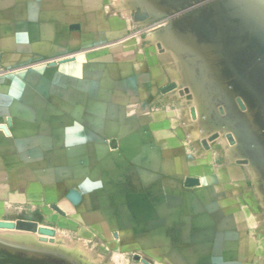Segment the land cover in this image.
<instances>
[{
  "label": "rangeland",
  "instance_id": "rangeland-1",
  "mask_svg": "<svg viewBox=\"0 0 264 264\" xmlns=\"http://www.w3.org/2000/svg\"><path fill=\"white\" fill-rule=\"evenodd\" d=\"M103 1L102 8L90 6L92 28H100L104 14L116 19L125 14L119 6H110L111 0ZM130 1L131 21L121 23L129 44L125 50L92 52L89 49L110 40L86 39L93 42L89 44L69 37L70 45L79 43L78 51H85H70L64 63L80 61L98 69L84 67L78 78L69 73L68 88L61 83L60 54L44 62L37 57L43 56V42L59 40L62 29L83 30L87 16L77 15L72 0L62 9L38 11L33 17L9 10L0 14L4 15L0 33L4 40L38 39L40 52L26 56L31 62L38 60L40 68L9 70L0 80V93L17 97L9 99L5 109L40 111L47 105L55 112L67 105L70 118L79 119L75 121L84 134L73 133L79 141L63 152L68 160L63 184L67 208L60 210L57 198L51 205L42 199L32 201L38 204L34 212L28 208L24 213L17 202L4 204L0 199V264H181L163 261L174 255H163L167 247L162 242L157 247L156 221L142 225L141 152L124 149L135 137L127 128L128 119L133 116L140 121L146 101L141 93L148 92L139 79L153 77L147 63H172L173 78L184 80L192 90L191 125L198 130L211 128L212 139L220 138L218 142L245 158L264 191V0ZM46 68L52 69L51 84L37 73ZM72 78H76L74 84ZM64 90H68V103L62 100ZM95 128H100L97 137L86 135ZM172 153L149 152L162 164H171Z\"/></svg>",
  "mask_w": 264,
  "mask_h": 264
},
{
  "label": "crops",
  "instance_id": "crops-1",
  "mask_svg": "<svg viewBox=\"0 0 264 264\" xmlns=\"http://www.w3.org/2000/svg\"><path fill=\"white\" fill-rule=\"evenodd\" d=\"M68 1L0 0V14L9 10L18 16L22 13L33 17L38 11L62 9ZM98 1L72 0L77 15L87 16V24L83 30L78 28L70 32L68 27L62 29L59 40L43 42V56L37 57L43 58L40 60L44 62L46 58L60 54V69L64 78L61 83L67 88L69 73L78 78L84 67L91 71L98 69L80 61L64 63L70 51H83H78L81 48L79 43L70 45L69 37L75 40H110L108 44L89 49L92 52L104 48L125 50L129 45L126 44L127 31L122 30L121 23L131 21L133 10H127L131 1L108 2L110 6L124 9L125 14L117 19L104 14L103 24L97 29L90 27L92 12L94 14L90 6L102 8L104 1ZM3 18L4 15H0V33ZM45 33L43 37L47 38L46 30ZM89 40L86 43H93ZM37 41L24 42L15 37L4 40L0 36V80L5 79L9 70L40 68L38 60L34 63L26 57L30 53L40 54ZM5 50L11 53L6 55ZM172 66V63L146 64V70H150L153 77L139 79L140 86L148 87L147 93H141L146 101L140 108V121L133 116L128 119L127 128L135 137L124 149L141 152L139 195L142 225L156 221L157 247L162 242L167 247L163 255H174L172 259L165 257V262L264 264V191L259 189L260 181L245 158H240L232 148L218 142L220 138H211L214 133L211 128L198 130L195 124L191 125L192 90L184 85V80L173 78ZM37 73L42 80L45 78V82L50 80L51 84L52 69L46 68ZM76 78H72L73 84ZM34 81L31 79L30 83ZM67 93L68 90L62 92V100L66 103ZM16 98L0 93V199L4 200V204L12 201L15 205H22L23 209L19 212L27 213L28 208L34 212L38 205L32 201L42 202L43 199L51 205L57 198L61 200L57 205L63 210L68 207L67 201H63V184L68 178V160L63 152L69 150L70 143L79 141L73 133L83 134L81 126L76 123L79 119L75 116L70 118L67 105L55 112L48 110L47 105L40 111L6 110L5 103ZM52 120H55L53 125ZM70 124L77 128H70ZM94 127L100 126L95 124ZM99 130L95 128L86 135L95 138ZM153 150L173 152L169 157L171 164H162L160 158L155 160L154 156L150 158L149 152ZM7 184H12V187ZM26 184L32 186L27 188ZM38 192L40 196H37ZM150 199H154V203H150ZM149 215L152 217L149 218Z\"/></svg>",
  "mask_w": 264,
  "mask_h": 264
}]
</instances>
